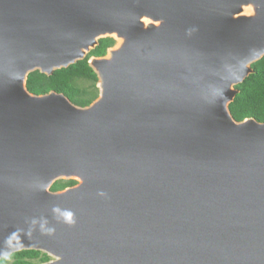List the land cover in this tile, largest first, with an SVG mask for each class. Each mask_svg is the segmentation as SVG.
<instances>
[{
	"label": "water",
	"instance_id": "water-1",
	"mask_svg": "<svg viewBox=\"0 0 264 264\" xmlns=\"http://www.w3.org/2000/svg\"><path fill=\"white\" fill-rule=\"evenodd\" d=\"M106 36L90 104L27 88ZM263 56L264 0H0V259L264 264V121L229 108Z\"/></svg>",
	"mask_w": 264,
	"mask_h": 264
},
{
	"label": "trees",
	"instance_id": "trees-1",
	"mask_svg": "<svg viewBox=\"0 0 264 264\" xmlns=\"http://www.w3.org/2000/svg\"><path fill=\"white\" fill-rule=\"evenodd\" d=\"M113 43L110 37L99 39L98 45L91 53L103 54L106 47ZM253 72L243 82L236 85L238 93L230 103L233 116L241 120L245 117H255L264 121V56L252 64ZM89 81L83 86L80 81ZM97 75L88 64L87 58L77 61L46 75L38 70L30 72L27 77V88L34 93H44L51 89L65 93L74 103L85 105L97 96ZM74 180L54 182L51 188H58ZM50 257L38 250H21L4 256L0 264H39Z\"/></svg>",
	"mask_w": 264,
	"mask_h": 264
},
{
	"label": "flooded vegetation",
	"instance_id": "flooded-vegetation-1",
	"mask_svg": "<svg viewBox=\"0 0 264 264\" xmlns=\"http://www.w3.org/2000/svg\"><path fill=\"white\" fill-rule=\"evenodd\" d=\"M106 37H110V36H106ZM106 37H101V38H106ZM100 38V39H101ZM110 38H112V37H110ZM113 39V38H112ZM115 43V40L113 39V43L111 44V45H109V46H107L106 47V50H105V52L103 53V54H95V53H91V51H92V49L90 50V52L86 55V57L85 58H87V61H88V59H89V57L90 56H103V55H105L106 54V52H107V49L110 47V46H112L113 44ZM94 49V48H93ZM98 89V88H97ZM51 90H54V89H51ZM50 91V90H49ZM56 91V90H55ZM48 92V91H47ZM57 92H61V91H57ZM45 93V92H44ZM63 93V92H62ZM98 93H99V89H98V92H97V96H98ZM65 94V93H64ZM66 95V94H65ZM67 96V95H66ZM97 96L96 97H94L88 104H90L93 100H95L96 98H97ZM68 97V96H67ZM69 98V97H68ZM70 99V98H69ZM71 100V99H70ZM72 101V100H71ZM73 102V101H72ZM76 104V103H75ZM88 104H85V105H88ZM80 105V104H79ZM85 105H81V106H85ZM66 180H70V179H58V180H56L55 182H57V181H59L60 183L61 182H64V181H66ZM72 180H74L75 182H73V183H69V184H66V185H64V186H61V187H58V188H51L52 190H54V191H57V190H62V189H64V188H66V187H69V186H73V185H75L76 183H77V181L75 180V179H72ZM48 260V259H47ZM46 261V260H45ZM43 262V261H42ZM39 263H41V262H39Z\"/></svg>",
	"mask_w": 264,
	"mask_h": 264
},
{
	"label": "clouds",
	"instance_id": "clouds-1",
	"mask_svg": "<svg viewBox=\"0 0 264 264\" xmlns=\"http://www.w3.org/2000/svg\"><path fill=\"white\" fill-rule=\"evenodd\" d=\"M65 216H66V219H67L69 222H71V220H72V214H71V213H66Z\"/></svg>",
	"mask_w": 264,
	"mask_h": 264
},
{
	"label": "rangeland",
	"instance_id": "rangeland-1",
	"mask_svg": "<svg viewBox=\"0 0 264 264\" xmlns=\"http://www.w3.org/2000/svg\"><path fill=\"white\" fill-rule=\"evenodd\" d=\"M80 83L83 85V86H88L90 84L89 81H80Z\"/></svg>",
	"mask_w": 264,
	"mask_h": 264
}]
</instances>
